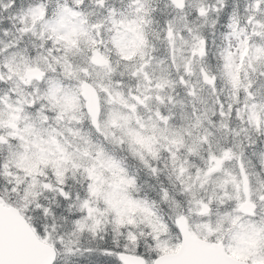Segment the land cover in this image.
I'll return each mask as SVG.
<instances>
[{
    "label": "snow or ice",
    "instance_id": "obj_1",
    "mask_svg": "<svg viewBox=\"0 0 264 264\" xmlns=\"http://www.w3.org/2000/svg\"><path fill=\"white\" fill-rule=\"evenodd\" d=\"M0 264H264V0H0Z\"/></svg>",
    "mask_w": 264,
    "mask_h": 264
}]
</instances>
